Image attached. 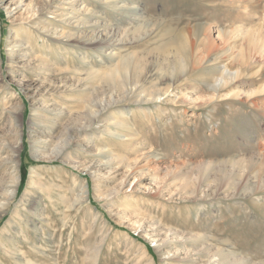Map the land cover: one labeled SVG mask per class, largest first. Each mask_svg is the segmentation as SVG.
Segmentation results:
<instances>
[{
  "label": "rangeland",
  "instance_id": "rangeland-1",
  "mask_svg": "<svg viewBox=\"0 0 264 264\" xmlns=\"http://www.w3.org/2000/svg\"><path fill=\"white\" fill-rule=\"evenodd\" d=\"M27 4L30 0H0V139L14 140L5 130L13 123L7 108L19 105L14 124L22 145L16 197L0 214V264H13L11 256L17 255L27 258L19 259L21 264H175L170 258L188 256L175 245L164 253L163 237L174 238L173 233L196 239L188 246L194 247L193 264L212 254L264 263V0H54L49 5L45 17L56 29L67 24L59 18L73 6L78 18L70 21H87L80 25L85 37L104 29L115 34L107 50L64 38L44 43L37 33L31 42L14 46L16 34L26 37L20 25L29 21ZM69 41L73 45L65 46ZM175 41L191 56L183 72H173L169 64L177 56ZM33 42L37 48L30 50ZM45 54L42 66L48 70L39 73L33 60ZM132 55L155 61L162 73L161 82L155 71L143 79L160 89L171 86V93L157 100L162 110L150 122L156 102L148 96V81L131 84L128 74L120 85L107 81L120 60ZM44 74L54 86L42 80ZM220 74L223 83H217ZM109 97L119 102L96 121L95 110ZM53 102L64 113L86 117L73 127L92 121L77 144L59 155L52 139L61 120L48 125L36 119L39 109L51 115ZM31 146L46 147L43 158H35ZM29 179L34 187L19 201ZM99 189L111 193L101 196ZM19 210L28 218L21 224ZM221 258L216 264H223Z\"/></svg>",
  "mask_w": 264,
  "mask_h": 264
},
{
  "label": "bare ground",
  "instance_id": "bare-ground-1",
  "mask_svg": "<svg viewBox=\"0 0 264 264\" xmlns=\"http://www.w3.org/2000/svg\"><path fill=\"white\" fill-rule=\"evenodd\" d=\"M53 1L54 0H30L31 4L25 5V9L28 11V13L31 12L30 17H29V21L26 24H21L20 25L21 29L22 28L26 29L25 32H24L26 37L24 38V37L20 36V34H16V36H14V39H13L14 46H18L19 44L24 45L25 43L31 42L32 36L34 35L33 33L39 34V37L42 38L44 43L46 41H49L50 39H57V40L59 39L60 40V38L61 39L64 38L66 41L74 40L75 43L80 44L82 47L88 46V47H91L93 49H102V50H104L106 48V50H107L108 47L113 45V43H112L113 41H111V40H112V36H114L115 34L111 35L110 31H104L106 29L103 30L104 32L103 31L98 32L100 30H96L95 29L96 33L94 31H92L88 36L85 37L84 36V34H85L84 33V28H80V25H82L81 23H85L87 21L85 19H84V21L81 20V22H78V20H77V22H74V23H72L70 21L73 18H78L77 14H76L77 11H76V9H74L73 6L70 7L71 10L69 12H66L63 16H60V18H59V21L61 23H67L66 25L61 26L62 24L60 23L61 24L60 25L61 26L60 29H56V26L54 27V25L53 26L50 25L52 23L54 24L55 21H52V23L50 21H47L46 17H45V13H46L45 11L49 9L48 7ZM45 20L47 21V23L45 22ZM49 25H50V27H49ZM124 32L125 31H122L121 34H123ZM220 33L221 32H218V34H220ZM112 34H113V32H112ZM47 35H49V36H47ZM106 40H108V41H106ZM175 44L176 45L174 47L177 48L176 49V51H177L176 55L177 56L174 58V61L172 63L170 62L169 64L172 66L173 72L174 71L175 72H183L186 69V67L188 68L189 65L191 66V62H190L191 61L190 60L191 56L188 54V52L186 50V47H185L183 42L175 41ZM36 45H38V43L33 42L31 44L30 50ZM67 45L72 46L73 44H70V41H69L68 43L65 44V46H67ZM24 48H26V46ZM36 48H37V46H36ZM38 49H39V47H38ZM64 49H66V48H63V50ZM56 50H58V49L55 48L53 50V52H55ZM24 51L26 52V50H24ZM61 51H62V49H61ZM66 51L68 52V50H65V52ZM7 52H9L8 53L9 54V59L11 60L12 56H13V53L10 52V51H7ZM206 52H207V50H206ZM49 53H50V56H52V57L56 54V53H52V51H50ZM35 54H36V52H35ZM206 54H208V53H206ZM46 56H47V54L42 56L41 61H39L40 58L38 56H37V58L35 57L34 60L32 58L33 61H37L38 62V64H37L38 67L37 68L39 69V73L40 72L45 73L43 70L47 69L46 67H45V69H43V66H42L45 63L46 59H47ZM66 56H68V55H66ZM167 58H165V59L167 60ZM167 61H169V60H167ZM153 63H149V62H147L145 60H141V58L139 56H137V55H132V56H129V57H126V58H123L122 60H120V62L114 67V69L112 71H110L111 73L110 72L108 73L109 77H107L108 78L107 81H110V82L115 81V82L118 83V85H120V83H121L119 81L120 78L123 81L126 78H128L127 74L129 75V81L131 82V84L139 83V84H141V86H143L142 82L146 83L148 81L147 82L148 85H149L148 86L149 90L147 92L148 96L150 98H152L156 102V104L155 103L153 104L155 109L153 108V110L151 112H149V115H148L149 118L147 119L148 122L154 120L157 117V112L159 110H162L161 109L162 103L158 102V104H157V100L161 99V97L164 96L165 94L171 93V90H170L171 86L169 88H165L164 87L163 89H160V88H158L159 85L151 83L152 79H149V80L143 79V78H146V76H147V74L149 72L155 71V74L157 75V81L156 82H161V79H160L159 76H162V73H160V74L158 73V69L156 68L157 67V63H155L156 67L154 66ZM165 64H166V62H165ZM159 66H161V65H159ZM155 68L157 70H155ZM165 68H166V66H165ZM168 69H169V67H168ZM115 72H118V73L115 74ZM163 72H164V70H163ZM173 72L171 74H173ZM86 74L89 75V72L86 73ZM163 74L166 75V73H163ZM226 74L229 75V76L234 75L232 72H229V73H226ZM45 75L46 74H44V77L42 78V80L44 82L46 80L49 83L52 82L53 86H54V80L50 79L49 77H45ZM169 76H171V75H169ZM172 78H173V76H172ZM171 80L173 82L174 79H171ZM171 80L168 81V82H171ZM177 80H178V78H177ZM225 81L226 80H225L224 75L220 74L217 83H223ZM172 82H171V85H172ZM214 89H215V87H214ZM117 102H119V100H114V99H112L110 97L108 99L104 98V102H102L101 108H99V110H97V111L95 110V112H94L95 116H96L95 120L96 121H103L104 119H106V115L108 114L107 108L112 106V105H114ZM136 102H139V101H136ZM9 106H11V105H9ZM51 106H52L51 115H48L47 113H45L44 111H41V109H39V111L36 114V117H37L36 119L38 121H40V122H42V120H43L48 125L54 124V122L56 120H61L59 122V125L54 129V132H57V135H56L55 138L52 139L54 141V149H55V150L53 149V153L56 152V155H59V154L63 153V151H64L63 149L64 148H67L68 146H70L72 144H77V142L79 140V137L86 134V129L91 128L92 121H89V125L80 124L79 126L73 127V124H74L73 122L79 123L80 119H86V117H84V115L82 113H77V114H73V113H69V112L68 113H64L59 108L58 104H56V102H53L51 104ZM19 107H20L19 105H14L13 104V106H11L10 108H7L8 120L10 122H11V120H13V123L12 124L10 123V125L7 126L5 128V130L7 131V135L8 136H10L11 133L13 132V135L15 136L14 140L8 141L9 137L8 138L6 137V139L2 137V139H0V171L2 169V166H4L5 170H4L3 173L6 176V177H4V175H3V176L0 177V200H1L0 201V214L1 215H2V213H4L8 209L10 203L16 197L15 195L17 193V190H18V187H19V184H20V182H19L20 181V176H19V164H20V161H19L18 157H19V153H20L22 145L20 143V141H21L20 132L18 131V129H17L18 127H16V124H14V119H16L18 117V114H19ZM52 126H54V125H52ZM45 148L46 147H42V146H35V147L31 146V149H32L34 157L37 158V159L38 158H43V156L40 155V152L46 151ZM2 149L5 150L4 155H2L3 154L1 152ZM47 157L49 159L55 158L53 156L52 157L51 156H47ZM121 161L122 160L117 159V162H121ZM126 166H127V171L125 172V175L123 176V178L121 180V184H124L126 182L127 177H128V170L131 168L130 167L131 164L128 162L126 164ZM31 176H32V170L30 169L29 177H31ZM35 176H36V174L34 175V177ZM34 184H35V182L29 179V187L30 188L25 189L26 191L23 194V196L20 197L19 201H22V200L24 201L25 200V196H26V193L28 192V189L33 188ZM110 193L111 192H108L107 190L106 191L105 190L102 191L101 189L97 190V194L101 195V196H103L104 194L105 195H109ZM21 210H23V209H21ZM21 210H19L17 212V217H18V220H19L20 224L22 222H24L25 219L28 220V218H26V217L24 218L25 215L23 214V212ZM20 229L22 231L23 228H20ZM28 234H29V232H28ZM172 236L174 238H171V237L168 238V234H166L165 237H163V241L164 242L161 244V246L167 244L165 246L164 253L169 254V252L172 249V246L175 245L174 250H176V252H178V250L182 249L184 251L185 255L188 256V258L186 259L184 257L185 260L182 259V258L181 259H179V258H170V260L171 259H176L177 262L175 264H188V263L193 264V262H194V260L196 258H193L194 253H191V252L194 251L193 250L194 247L191 248V247H188V246L195 245L196 244L195 243L196 239L193 240L192 236L186 237L184 234L179 236L178 233H173ZM196 236H197L196 238L200 237L199 235H196ZM165 239L169 240V241H170V239L171 240L172 239H177V240H175V242L170 241L168 243V241H166ZM153 245L156 246V242L153 243ZM161 246H158V247H161ZM203 246H205L204 243H202V247ZM10 250H12V249H10ZM4 251H5V253H9L5 249H4ZM176 252H174V254ZM207 252H208L207 251V246H205V248L203 250V254L205 255V253H207ZM13 254L14 253H12V255ZM95 255H97V253ZM169 257H168V259H169ZM228 257L229 256L227 254L224 257H222V258H221V256H219L217 254L207 255V260L203 264H213V263L216 264V262H218L220 260V258L222 259L221 263H223V264H232L233 262L237 263V264H239V263L243 264L244 263L243 262L244 260L242 258H240L237 261V260H234L233 258H229L228 259ZM11 258L13 259L12 260L13 264H15V263L16 264H21V260H24V259H26V261H27L26 257L24 258L23 256H19V255L11 256ZM165 258H167V257H165ZM19 259H21V260H19ZM170 262H169V264H171ZM165 263L167 264L168 262H165ZM254 264H256V263H254ZM260 264H264V263H260Z\"/></svg>",
  "mask_w": 264,
  "mask_h": 264
}]
</instances>
